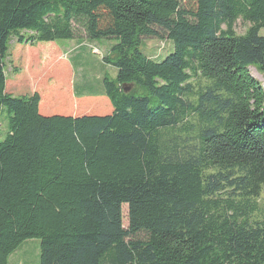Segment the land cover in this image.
<instances>
[{
    "label": "trees",
    "instance_id": "trees-1",
    "mask_svg": "<svg viewBox=\"0 0 264 264\" xmlns=\"http://www.w3.org/2000/svg\"><path fill=\"white\" fill-rule=\"evenodd\" d=\"M263 29L264 0H0V264H264ZM83 34L117 42L102 95L39 48Z\"/></svg>",
    "mask_w": 264,
    "mask_h": 264
},
{
    "label": "rangeland",
    "instance_id": "rangeland-1",
    "mask_svg": "<svg viewBox=\"0 0 264 264\" xmlns=\"http://www.w3.org/2000/svg\"><path fill=\"white\" fill-rule=\"evenodd\" d=\"M250 25L239 20L235 26V32L237 35H244L249 29ZM261 36H264V29L261 31ZM81 40H70V41H58L55 43L40 44L39 48L46 49L50 45H56L61 52V59L64 60L70 68V86L71 95H74L73 85L75 94L78 96L84 95H102L104 93L103 80L105 77L114 79L117 74V70L111 66L106 65L103 62L104 56L108 54V47H112L117 44L116 41L109 40H98V41H87L84 34L80 37ZM9 56L6 66V76L9 81L19 80L21 76L13 73L10 60L15 62L19 56V51L25 46L17 44L16 40L13 39L10 43ZM30 48V47H29ZM37 48V47H36ZM35 48V49H36ZM142 51L149 57L160 60L165 59L171 52H173V44L169 39H145L141 47ZM43 56L46 55L42 51ZM42 58L43 56L40 55ZM71 63H70V61ZM72 64V65H71ZM62 67V66H61ZM60 66H54V73H64ZM255 74L256 71L252 70ZM256 76V74H255ZM257 78L261 79L257 76ZM261 81L264 82L263 79ZM25 89V87H24ZM25 94V93H24ZM15 96H18L15 94ZM8 113L4 112L0 118V142H3L7 136L8 131ZM259 211L255 214V220L264 219V192L258 199ZM124 216V227H128V208L127 205L123 207ZM33 243H38L39 240H32ZM24 246V245H23ZM20 248V250L23 248ZM19 250V251H20Z\"/></svg>",
    "mask_w": 264,
    "mask_h": 264
},
{
    "label": "crops",
    "instance_id": "crops-1",
    "mask_svg": "<svg viewBox=\"0 0 264 264\" xmlns=\"http://www.w3.org/2000/svg\"><path fill=\"white\" fill-rule=\"evenodd\" d=\"M20 250V249H19ZM16 251L10 258L8 264H39L40 245L33 241L25 242L20 251Z\"/></svg>",
    "mask_w": 264,
    "mask_h": 264
},
{
    "label": "water",
    "instance_id": "water-1",
    "mask_svg": "<svg viewBox=\"0 0 264 264\" xmlns=\"http://www.w3.org/2000/svg\"><path fill=\"white\" fill-rule=\"evenodd\" d=\"M125 92H129V89H126Z\"/></svg>",
    "mask_w": 264,
    "mask_h": 264
}]
</instances>
